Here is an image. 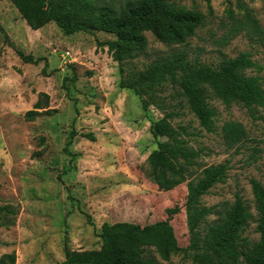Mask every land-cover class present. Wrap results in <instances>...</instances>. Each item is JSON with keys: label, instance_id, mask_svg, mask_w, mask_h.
Wrapping results in <instances>:
<instances>
[{"label": "rangeland", "instance_id": "rangeland-1", "mask_svg": "<svg viewBox=\"0 0 264 264\" xmlns=\"http://www.w3.org/2000/svg\"><path fill=\"white\" fill-rule=\"evenodd\" d=\"M210 5L208 14L199 2L205 21L183 45L168 46L146 32L148 48L135 60L137 66L179 50L211 65L248 51L263 75V39L245 29L222 42L234 20L243 19L241 6L250 10L264 35V0H210ZM110 38L103 31L66 35L54 22L31 29L10 0H0V205L10 204L18 212L13 226H0V255L15 251V264H60L70 252H109L115 238L103 224L143 225L165 219L166 208L174 206L179 210L170 223L179 246L188 244L182 159L158 152L149 126L162 113L152 106L144 111L132 90L118 87L117 64L107 47L98 44ZM39 92L48 94L47 108L53 111L26 120L24 113L33 108ZM210 104L216 110L215 132L200 127L186 107L172 123L184 125L190 134L181 137L200 151L194 175L204 166L228 161L224 182L201 201L220 207L240 195L253 217L241 237L254 242L258 233L250 179L264 186V107L251 115L237 103L225 106L211 99ZM227 120L240 122L247 132L246 140L233 147L223 143L220 131ZM72 130L75 135L65 150ZM87 132L94 140L83 136ZM254 146L261 149L256 160L251 157ZM215 218L211 214L207 221ZM170 261L193 264L181 253Z\"/></svg>", "mask_w": 264, "mask_h": 264}, {"label": "trees", "instance_id": "trees-1", "mask_svg": "<svg viewBox=\"0 0 264 264\" xmlns=\"http://www.w3.org/2000/svg\"><path fill=\"white\" fill-rule=\"evenodd\" d=\"M198 1L205 3L210 14V0H191L190 5L177 0H10L31 29L54 22L66 35L80 31H103L113 35L98 44L107 47L117 64L118 87L132 90L144 111L152 106L162 113L158 119L151 120L150 133L156 139L159 153L172 160L182 159L179 173L187 179L184 202L187 246H179L170 223V217L179 210L174 206L166 208L165 219L143 225L132 221L103 224V230L109 228L114 235L113 250L93 254L70 252L60 264H173L171 256L179 253L193 264H264L263 184L255 178L250 179L258 239L249 242L241 237V232L253 217L240 195L235 194L231 203L224 202L220 207L206 206L201 201L214 185L224 182L228 161L204 166L194 175L192 168L197 165L200 151L190 146L186 137H181L190 134L186 127L172 123L181 114L180 108L186 107L200 127L215 132L216 110L210 104L211 99H218L225 106L240 104L253 115L257 107H264L261 67L248 51L234 57L224 56L216 65L189 59L185 50L157 57L142 67L135 61L148 48L146 32L168 46L186 43L205 21ZM241 7L243 19L234 20L223 36V44L245 29L264 40L257 19L248 8ZM228 12L232 16V10ZM17 52L24 60L31 59ZM250 68H255L257 73L247 74ZM48 99L47 93L39 92L33 108L24 113L25 119L34 120L37 115L52 113L53 109L47 108ZM220 131L227 147L247 138L245 127L233 120L225 121ZM74 135L75 131L69 132L65 150ZM83 136L94 140L91 132ZM260 150L252 147L253 160ZM17 213L10 204L0 205V226H13ZM211 214L216 218L208 222ZM15 261V251L0 255V264H15Z\"/></svg>", "mask_w": 264, "mask_h": 264}, {"label": "built area", "instance_id": "built-area-1", "mask_svg": "<svg viewBox=\"0 0 264 264\" xmlns=\"http://www.w3.org/2000/svg\"><path fill=\"white\" fill-rule=\"evenodd\" d=\"M66 54L68 55L69 53H68V52H66Z\"/></svg>", "mask_w": 264, "mask_h": 264}]
</instances>
